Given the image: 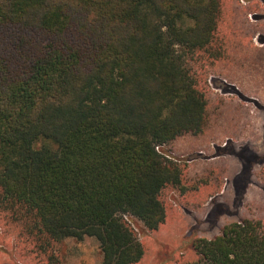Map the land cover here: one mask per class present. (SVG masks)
Segmentation results:
<instances>
[{"label": "trees", "instance_id": "trees-1", "mask_svg": "<svg viewBox=\"0 0 264 264\" xmlns=\"http://www.w3.org/2000/svg\"><path fill=\"white\" fill-rule=\"evenodd\" d=\"M220 18L221 0H0V222L21 245L46 264L86 238L103 264L143 259L132 221L159 230L182 188L162 149L209 124L194 64L221 51ZM194 248L192 264H264V227Z\"/></svg>", "mask_w": 264, "mask_h": 264}, {"label": "rangeland", "instance_id": "rangeland-1", "mask_svg": "<svg viewBox=\"0 0 264 264\" xmlns=\"http://www.w3.org/2000/svg\"><path fill=\"white\" fill-rule=\"evenodd\" d=\"M218 40L221 51L194 64L207 87L209 124L162 149L183 169L182 188L163 193L166 220L159 230L132 221L145 247L138 264H192L195 243L215 239L226 225L257 220L264 227V165H253L244 182L250 158L264 161V0H221ZM226 143L234 155H220ZM33 251L0 222V264H46ZM50 253L59 264H103L93 238L67 239Z\"/></svg>", "mask_w": 264, "mask_h": 264}, {"label": "flooded vegetation", "instance_id": "flooded-vegetation-1", "mask_svg": "<svg viewBox=\"0 0 264 264\" xmlns=\"http://www.w3.org/2000/svg\"><path fill=\"white\" fill-rule=\"evenodd\" d=\"M229 144H231V143H226L225 144L224 149H221L222 152L220 153V155H225V154L234 155L233 149H230ZM250 160H251V165L249 167H247L246 170H245V176H244V178H245L244 182L245 183H248V180H249L248 179L249 178L248 175L250 174L253 165H256V164H259V163L264 165V161H261V162L258 161L257 156H255V155H253V157H251ZM239 201H241V200L240 199L236 200V209H238V210L241 208V206L239 207L237 205Z\"/></svg>", "mask_w": 264, "mask_h": 264}, {"label": "crops", "instance_id": "crops-1", "mask_svg": "<svg viewBox=\"0 0 264 264\" xmlns=\"http://www.w3.org/2000/svg\"><path fill=\"white\" fill-rule=\"evenodd\" d=\"M96 242H97V241H96ZM97 245H98V247H99V249H100V246H99L98 243H97ZM101 259H102V263H103V255H102ZM78 264H82V263H78Z\"/></svg>", "mask_w": 264, "mask_h": 264}]
</instances>
